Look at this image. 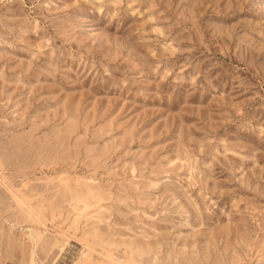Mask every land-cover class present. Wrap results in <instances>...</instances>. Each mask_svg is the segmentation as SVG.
Wrapping results in <instances>:
<instances>
[{
    "label": "rangeland",
    "instance_id": "obj_1",
    "mask_svg": "<svg viewBox=\"0 0 264 264\" xmlns=\"http://www.w3.org/2000/svg\"><path fill=\"white\" fill-rule=\"evenodd\" d=\"M12 251L264 264V0H0Z\"/></svg>",
    "mask_w": 264,
    "mask_h": 264
},
{
    "label": "crops",
    "instance_id": "obj_2",
    "mask_svg": "<svg viewBox=\"0 0 264 264\" xmlns=\"http://www.w3.org/2000/svg\"><path fill=\"white\" fill-rule=\"evenodd\" d=\"M18 253L12 251L10 255L1 253L0 264H20V258L17 257Z\"/></svg>",
    "mask_w": 264,
    "mask_h": 264
},
{
    "label": "bare ground",
    "instance_id": "obj_3",
    "mask_svg": "<svg viewBox=\"0 0 264 264\" xmlns=\"http://www.w3.org/2000/svg\"><path fill=\"white\" fill-rule=\"evenodd\" d=\"M6 180V179H5ZM30 238H31V241L33 242V244H34V248H33V250H32V254L34 255V257L36 256V243H37V237L34 235V234H32V233H30ZM35 260V259H34ZM34 260H33V262H34ZM116 262V261H115ZM117 263V262H116ZM33 264V263H32Z\"/></svg>",
    "mask_w": 264,
    "mask_h": 264
}]
</instances>
